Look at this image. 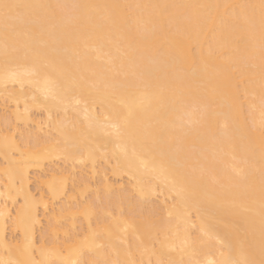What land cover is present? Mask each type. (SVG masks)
I'll use <instances>...</instances> for the list:
<instances>
[{"label": "bare ground", "instance_id": "1", "mask_svg": "<svg viewBox=\"0 0 264 264\" xmlns=\"http://www.w3.org/2000/svg\"><path fill=\"white\" fill-rule=\"evenodd\" d=\"M5 3L0 264H264L262 0Z\"/></svg>", "mask_w": 264, "mask_h": 264}, {"label": "snow or ice", "instance_id": "2", "mask_svg": "<svg viewBox=\"0 0 264 264\" xmlns=\"http://www.w3.org/2000/svg\"><path fill=\"white\" fill-rule=\"evenodd\" d=\"M16 7H18V6L17 5L7 4V3H5L3 5H0V8H3V10H4L5 17H7V15L9 14V12L12 9L16 8ZM262 7H264V0H262ZM42 251H43V249H42Z\"/></svg>", "mask_w": 264, "mask_h": 264}]
</instances>
